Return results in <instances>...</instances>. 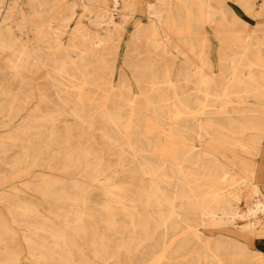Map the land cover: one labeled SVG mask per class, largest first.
<instances>
[{"label": "bare ground", "instance_id": "obj_1", "mask_svg": "<svg viewBox=\"0 0 264 264\" xmlns=\"http://www.w3.org/2000/svg\"><path fill=\"white\" fill-rule=\"evenodd\" d=\"M238 1L248 10L255 4ZM136 2L112 0L111 7L107 0H28L27 10L22 0H0V264L22 263L19 230L32 217L39 222L36 236L23 235L31 246L29 264H264V255L249 251L255 237H264V37L241 41L226 0L148 1L151 19L136 24L128 46L134 91L128 80L113 79L109 60ZM80 5L88 21L84 13L76 15ZM205 20L221 41L219 71L212 69L208 37L200 31ZM190 38L201 42L198 54L186 49ZM169 46L186 52L174 79L163 56L172 53ZM146 50L153 57L137 63L132 53ZM158 56L162 64L155 62ZM182 79L193 81L195 91L189 93ZM28 85L37 88V100ZM52 101L96 126L106 147L95 139L69 143L55 128L62 118ZM149 112L154 121L147 120ZM177 115L180 144L164 156L161 132L154 142L144 134L160 118ZM53 152L64 155L63 170L79 167L92 184L36 181L30 172L50 166ZM259 154L263 159L255 164ZM98 175L112 188L95 185ZM143 177L149 179L140 193L132 183ZM23 187L77 204L55 213L84 240L92 260L73 234L25 200ZM94 187L102 200L91 198ZM110 194L122 201L129 194L144 210L121 215L126 203L113 205ZM89 203L95 208L83 209ZM202 227L221 232L209 235Z\"/></svg>", "mask_w": 264, "mask_h": 264}, {"label": "rangeland", "instance_id": "obj_2", "mask_svg": "<svg viewBox=\"0 0 264 264\" xmlns=\"http://www.w3.org/2000/svg\"><path fill=\"white\" fill-rule=\"evenodd\" d=\"M22 1H23V7L28 10L29 9L28 0H22ZM107 1L110 3V6L113 7L112 0H107ZM148 1H151V0H137L135 12L133 15H131L130 19L125 24L124 37L121 39L120 45L117 51H115V53L111 56L112 59L109 60V63L114 66L113 79L116 80L118 78H124L128 80L129 82L132 83L134 91H137L138 87L136 85L135 72L132 70L131 68L132 66H130L131 61L129 62V59H128V46H129V41H130V35L134 31L136 24L138 22L147 23L151 19L149 15L147 14L146 8H145V5ZM178 1L182 2L183 0H178ZM226 1H227V4L230 6L228 8L229 14L230 15L232 14L238 18V21L233 24V27H234V30H237V31H241L242 29V40L241 41H248V40H255V39L258 40L264 37V0H253L255 4L250 10L245 8L238 0H226ZM122 7H123L122 3L118 5L119 13H116L115 15L117 20L119 19L121 10H123ZM76 10H77V14H76L77 16L81 15V13H84L83 17L85 21H88L87 16L85 15L86 11L84 10L83 6L80 5L79 7H77ZM220 15L221 14H218V17ZM244 24H247V25H244ZM27 26H29V24H27ZM241 26H245V27L242 28ZM27 29L29 32H31L29 27ZM200 31L205 32L208 37L206 41L207 42L206 45L208 44L210 45V49H209L210 58L213 62L212 69L216 71L221 70L219 60H218L219 58L218 48L220 47L221 41L216 35L217 29H215L214 26L210 25L208 21L205 20L202 24V28L200 29ZM195 41L192 38H190L188 41L189 46H187L186 49L188 48L191 49V52L189 53L190 55H195L200 52L199 48L201 46V42L197 40L196 44H194ZM191 43L195 45L194 49L191 48ZM169 52L170 53L172 52V53L171 54L165 53L163 54V56L168 57L169 61L173 65L172 78L174 79L175 77H177L178 68H180V66L184 62L183 60L185 58L186 52L184 51V52L178 53L176 49L172 46H169ZM132 55L136 59L140 58L139 60H136L137 63H142L143 61L142 59L144 58L151 59L154 54L146 50L142 54H138L137 52H134L132 53ZM159 57L162 58V56H158L155 62L157 64H162L163 61L161 60L163 59ZM0 62L3 63V60H1ZM44 72H45L44 70H36L35 74L41 75V74H44ZM43 80H44V77L39 78V81H43ZM182 82L188 88L189 93H192L195 91V84L193 81L188 83L185 81V79H182ZM27 87L31 92L34 93L35 99L37 100V97L39 98V95L37 94V91H36L37 88L33 85H28ZM51 97L52 98L54 97L53 91H52ZM49 104L52 110L55 111L59 117L61 116L62 118L61 121L55 123V128L61 132L60 135H63V137H65L69 143L73 145H76L78 143H81L82 145H86V144H90L92 142L91 141L92 139H95L98 145H104V147H106V143H104L105 140L102 138L98 130H95L96 126L91 127L85 124L84 122H82L80 117H77L75 114L71 112L70 109H68L66 106H63V104L61 103L52 101ZM219 105H220L219 103L216 104V106L218 107ZM170 106L175 112L177 111L175 104H170ZM228 106H231V104H228ZM147 118L149 122L154 121L152 120L153 118H152L151 112H149V117ZM160 119L161 120L155 121L154 123L150 124L148 127L149 131H147L144 135H146L148 138L152 140V142H154L155 138L159 136L157 132H161L160 137L162 139L163 145L161 147L160 152L164 156H168L167 155L169 151L168 147H170V145L172 144H177V145L180 144L181 134L179 131H177L178 125L176 124V121H178L180 117H178L177 115V117H168L165 119L163 118H160ZM18 122L19 120L16 119L14 122L15 125ZM98 124H100V122H98L96 125L98 126ZM83 152L84 150L82 151V154ZM55 153L56 152H53V154L50 156V161L52 162L50 166L49 165H46V166L37 165L33 167L30 173L37 174L36 181L39 182L40 179L44 178L48 182L49 181H60V182L63 181L64 183L67 184V186H70V184H72L73 179H79L85 183L87 182L89 185L92 184L90 180H87L84 176H82V171L81 169H79V167H75V166L71 167L72 169L71 168L70 169L72 170V172L70 173L63 170L62 165L64 161V155L62 153L61 154L60 153L55 154ZM81 158H83V156ZM110 159H113V157H111ZM262 159L263 158L261 154L257 155L254 158L255 164L256 163L260 164ZM126 163L128 164V162ZM0 170L5 171L3 167H1ZM98 178L99 180L94 182L95 185L105 187V189L107 190L112 188L114 183L107 181L105 176L98 175ZM148 179L149 177H143V179L140 182L132 183L135 187V190L137 192L143 193L142 190L144 186L147 184ZM118 180H120L119 177L116 178V181ZM40 184H41V187L47 186L46 183H40ZM69 189L71 190L70 187ZM22 192H23L25 200L35 202L39 206V208L43 210V212L46 215H48L49 218H51L53 222H55L58 226L65 228L68 234H70V236L73 234L74 240L77 242V244L80 247L85 249V255L90 257L89 259L91 260L93 259V253L86 246V244L84 243V240L80 236L75 234L72 226H70L69 224H64L62 221V217L55 213V211L57 209H60L61 207L71 208L75 210L77 207L76 203L69 200V198H63L62 200L58 201V199L55 196H46L45 193L42 192V190L40 189L33 190L31 188L23 187ZM89 192H90L92 199H95L97 201L103 199V194L101 193L99 188L97 187L91 188ZM108 196L110 197L113 205L118 204L119 202L122 201L121 199H119L120 198L119 196H116L113 194H110ZM124 197L126 198V200L122 202L123 203L125 202L127 205L124 203L125 206H122V205L120 206L119 213H121V215L129 211H133L135 210V208L144 210L143 206L139 204L140 203L139 199L130 201L129 194H125ZM239 205L241 208H244L245 207L244 201L240 200ZM82 207L83 209L86 208L87 210H93L95 208L91 203H89L88 206H82ZM0 208H1V204H0ZM98 212L99 211H96V213ZM72 218L73 217H71L70 219ZM123 218H126V217H123ZM38 225H39V222H37V217H32V218L27 219L25 226H23V229L19 230V233L21 236L20 240H21V250H22V254H21L22 263L21 264H29L31 260V256L29 252L31 246L26 242L23 235L25 233L30 236L31 235L36 236L34 230H36ZM202 228H203V232L209 235L221 232V230L218 228L217 229H208L204 227ZM101 229L105 230L104 223H102ZM238 238L241 239L242 237H240V235H237L236 239ZM263 240H264L263 237H255L254 242L251 241L249 251L252 253L260 252L262 255H264V252L261 251V249L258 247L260 244H263ZM101 263L108 264L107 262L105 263L101 262Z\"/></svg>", "mask_w": 264, "mask_h": 264}, {"label": "crops", "instance_id": "obj_3", "mask_svg": "<svg viewBox=\"0 0 264 264\" xmlns=\"http://www.w3.org/2000/svg\"><path fill=\"white\" fill-rule=\"evenodd\" d=\"M260 186H261V189H262V191H263V193H264V182L261 183ZM263 238H264V237H263ZM258 247L261 249V251L264 252V240H263V244H260Z\"/></svg>", "mask_w": 264, "mask_h": 264}]
</instances>
